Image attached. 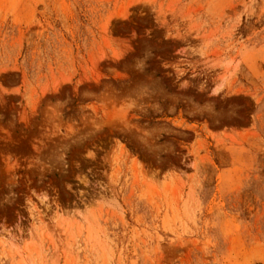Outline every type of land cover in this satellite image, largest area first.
Segmentation results:
<instances>
[{
	"label": "rangeland",
	"instance_id": "374dc122",
	"mask_svg": "<svg viewBox=\"0 0 264 264\" xmlns=\"http://www.w3.org/2000/svg\"><path fill=\"white\" fill-rule=\"evenodd\" d=\"M0 264H264V0H0Z\"/></svg>",
	"mask_w": 264,
	"mask_h": 264
}]
</instances>
